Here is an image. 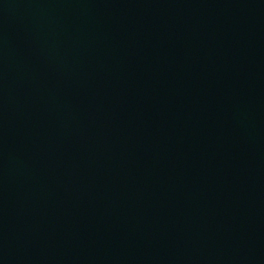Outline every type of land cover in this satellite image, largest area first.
Returning a JSON list of instances; mask_svg holds the SVG:
<instances>
[{
  "label": "water",
  "instance_id": "95a60500",
  "mask_svg": "<svg viewBox=\"0 0 264 264\" xmlns=\"http://www.w3.org/2000/svg\"><path fill=\"white\" fill-rule=\"evenodd\" d=\"M0 264H264V0H0Z\"/></svg>",
  "mask_w": 264,
  "mask_h": 264
}]
</instances>
